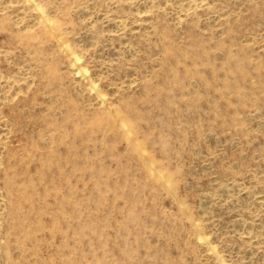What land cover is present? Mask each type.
<instances>
[{
  "label": "rangeland",
  "instance_id": "obj_1",
  "mask_svg": "<svg viewBox=\"0 0 264 264\" xmlns=\"http://www.w3.org/2000/svg\"><path fill=\"white\" fill-rule=\"evenodd\" d=\"M0 264H264V0H0Z\"/></svg>",
  "mask_w": 264,
  "mask_h": 264
}]
</instances>
